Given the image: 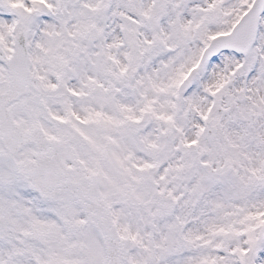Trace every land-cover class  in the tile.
I'll return each instance as SVG.
<instances>
[{
  "label": "snow or ice",
  "instance_id": "snow-or-ice-1",
  "mask_svg": "<svg viewBox=\"0 0 264 264\" xmlns=\"http://www.w3.org/2000/svg\"><path fill=\"white\" fill-rule=\"evenodd\" d=\"M0 264H264V0H0Z\"/></svg>",
  "mask_w": 264,
  "mask_h": 264
}]
</instances>
